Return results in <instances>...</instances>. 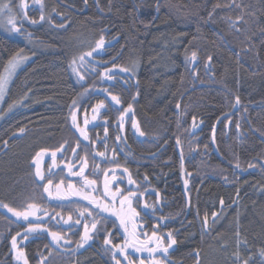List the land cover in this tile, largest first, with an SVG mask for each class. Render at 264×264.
<instances>
[{
  "label": "trees",
  "instance_id": "1",
  "mask_svg": "<svg viewBox=\"0 0 264 264\" xmlns=\"http://www.w3.org/2000/svg\"><path fill=\"white\" fill-rule=\"evenodd\" d=\"M41 3L43 12L26 1L20 39L0 33V74L14 54L33 55L1 107L0 205H36L28 221L42 226L26 234L29 222L0 206V264H15L14 253L24 264L121 260V223L110 211L80 247L100 209L83 196L51 197L75 172L82 179L73 183L91 186L102 204H110L112 182L125 201L121 217L130 213L143 231L177 236L165 264H236L237 251L239 264H264V0ZM37 153L45 155L36 168ZM85 207L92 216H81ZM49 232L62 237L59 247Z\"/></svg>",
  "mask_w": 264,
  "mask_h": 264
},
{
  "label": "snow or ice",
  "instance_id": "2",
  "mask_svg": "<svg viewBox=\"0 0 264 264\" xmlns=\"http://www.w3.org/2000/svg\"><path fill=\"white\" fill-rule=\"evenodd\" d=\"M87 2V0H85V3ZM11 3H12V0H8V2H5L3 4H0V15H6L7 16V21H6V25L3 23V22H0V27H5V30L6 31H11V32H19L20 29L16 26V15H13L12 12H13V9L11 7ZM35 3L36 4H41V12H43V5L41 3V0H35ZM19 8H26L27 5L23 2V0H21V3L20 5H18ZM26 15V14H25ZM44 19V16L43 14L41 15L40 17V20H43ZM32 23H37V21H32ZM8 25H10L11 27H7ZM104 46V39L103 37H101V39L99 41H97L96 43V48H101ZM95 51V49L92 50V52H88L86 53L85 55L87 56H91L92 53ZM197 58V54L195 52H193L191 54V59L193 61H195ZM25 59V57H22L19 53L17 54H14L13 57L9 60L8 62V65L5 67V72L4 74H0V100H3L5 98V94H6V89H7V82L9 80V78L11 77V75L14 73L15 69L19 66V64ZM82 61L84 59V56H81L80 58ZM187 59V58H186ZM211 59V57H209V60ZM75 71V69H74ZM122 72H128L129 69H121ZM112 75H115V73H112L109 75V78H111ZM81 79H83V77H81ZM111 100L115 103V104H119L120 103V100L118 99V97L116 96H112L111 97ZM237 103H239V99L237 98ZM75 104V102H74ZM112 105H109V107H111ZM10 107V110L11 108L13 107L12 105L9 106ZM105 105H104V102L101 101L100 104H98L96 106L97 109H101V108H104ZM131 109V105H129V108L128 109H125L123 113H121V119H123L124 117V113H127L129 110ZM117 111H119V109H116ZM76 124V118H75V114L73 115V125ZM122 127V125H121ZM133 127H136V123L135 121H133ZM77 130L81 133V135L85 136V139H87V135L86 133L84 132L83 129H80V128H77ZM23 131V129L21 130ZM137 131H139V129L137 128ZM141 135H143V133H141ZM61 147L63 148V145H61ZM76 150L73 149V152H75ZM37 155H40V153H37ZM102 155V153L100 154ZM53 156H55V152L53 153ZM249 167H252V165H249ZM83 171V170H81ZM37 177L40 179V180H43L44 177L41 175V173L39 171H37L36 173ZM49 184H51V180H49ZM106 187H107V184H106ZM45 191H48V188L47 186H45ZM119 191V190H118ZM87 199V197H85ZM127 199V198H125ZM91 203V201H90ZM125 203L124 200L121 201V204L123 205ZM221 203L223 204V201H221ZM4 208H7L8 209V212H11L13 216H15L17 218V220H20V219H23L24 221H28V218L29 216H32V215H35V209H36V205H33V204H29L28 205V209H30V211H17L15 210L14 208H10L7 204H3V205H0ZM95 207L96 208H99L100 211L99 212H96L95 213V216L98 217L99 219L98 220H94L92 223H91V228H89V225L87 223L84 224V231H83V234L81 235V241H80V244L79 246L80 247H83V245L85 243H87L90 239L93 238V236L90 234V233H93L95 234L96 232L99 231L98 227H97V224L102 221V220H106L107 218L105 216L102 215V213L104 212H108V211H112V214L113 215H116L118 219H120V223H121V226L125 228V232L127 233L128 232V229H127V226H126V223H125V219L122 218L118 213H116L114 210H113V207L114 206H111L108 205V204H99V203H96L95 204ZM145 207H147V205H145ZM84 212H88V215L89 216H92L93 213L91 211H89L86 207L81 211V216H83V213ZM133 215H136L135 211L133 210ZM216 214L213 213V216H215ZM39 219V218H38ZM52 219H55V217H52ZM72 217L69 216V220H71ZM29 222V227L27 228L26 230V234L27 233H31V232H35L37 230H40L41 229V225L40 224H33L31 221H28ZM65 223H68V221H64ZM215 221H213L214 223ZM75 223L77 224H80L81 223V220L80 219H77L75 221ZM204 227L207 228L208 227V221H207V218L205 217V220H204ZM45 231H47V229H43ZM19 235V233H17V236ZM49 235L52 237L53 241L54 242H57V247H59V243L58 241L62 239V237L56 233V232H49ZM153 237L156 236V233L153 232ZM168 239L170 241V243L168 244L167 247H164L162 245H158L157 248H137V251H141V250H146L150 253H155L157 251H162L164 252L165 254H167L168 252V248L171 247L172 244L175 243V240L172 239V236L171 234H169L168 236ZM111 243V241L108 239V237L106 236L104 238V245H109ZM129 246H134V243H128L126 242L125 243V247H129ZM12 247L15 248L16 247V236H13L12 237ZM115 247L119 248L120 246L119 245H116ZM121 251V255H124V251L123 249L120 250ZM262 255H264V250H262L261 252ZM234 256L236 257V264H239L240 262V256H239V252L237 251L236 253H234ZM113 259H115V254H113ZM125 259H128L127 256H125ZM116 264H120V261L117 260L116 261ZM141 264H143V261H141ZM153 264H160L159 261H153ZM244 264H247V261L244 262Z\"/></svg>",
  "mask_w": 264,
  "mask_h": 264
},
{
  "label": "flooded vegetation",
  "instance_id": "3",
  "mask_svg": "<svg viewBox=\"0 0 264 264\" xmlns=\"http://www.w3.org/2000/svg\"><path fill=\"white\" fill-rule=\"evenodd\" d=\"M80 174L78 172L72 173V174H67V179H68V183L65 187V189L63 187H61V191H62V195H55L54 197L51 195V197L55 198L56 201H58L59 199H69L72 197H77L80 195H77L74 191H72L71 189H69L67 186L70 185L72 187H76L78 185H76L75 183H73L74 181H77L80 178ZM88 185L86 183L81 182L79 185ZM180 189H181V193L183 195V199H184V205H185V215H184V220H186L187 215H188V208H189V204H188V199L187 196L185 194V191H182V184H183V174L181 173V179H180ZM109 188L107 187V190L105 191L106 193L111 192L110 195H108L109 200L112 197H115L117 201H114L115 205L117 202L122 201L124 199H118L117 198V192L116 191H112L113 189V185L112 182L109 183ZM60 187V186H59ZM183 188H184V184H183ZM109 189V190H108ZM131 195L135 196V193H130ZM129 198H132V196H130ZM143 200V199H142ZM144 201V200H143ZM94 204H96L97 202H94ZM157 206H159V203L157 201ZM111 213V211L109 212ZM125 219V223L126 226H131V230H129L128 228V232H125V228L120 226V229L123 233V237H124V245L122 247H120L119 249H123L124 251V255H121V263L123 264H135L134 262L129 263V259L136 257L137 262L136 264H141V261H143V264H151L152 260H156L159 261L160 264H165L166 263V259L168 256V253L171 252L174 248H175V243L171 245V247L168 248V252L167 254H165L162 251H157L155 253H150L146 250H141V251H137V248H157L158 245H162L164 247H167L168 244L170 243L168 236L169 234H171L172 239L177 238V236L171 232H169V230H157V228L155 229V231H143L141 228L140 224H135L134 222H132V217H130V213H127L126 215H124V217H122ZM139 229V230H138ZM153 232L156 233V236L153 237ZM134 243V246H129V247H125V243ZM125 256L128 257V259H125Z\"/></svg>",
  "mask_w": 264,
  "mask_h": 264
},
{
  "label": "rangeland",
  "instance_id": "4",
  "mask_svg": "<svg viewBox=\"0 0 264 264\" xmlns=\"http://www.w3.org/2000/svg\"><path fill=\"white\" fill-rule=\"evenodd\" d=\"M26 1L28 2L29 5H32V6H36L37 8L41 9V4H36L35 3V0H23V2L26 4ZM5 2H8V0H0V4H3ZM21 3V0H12V3H11V7L13 9V12L12 14L13 15H16V26L20 29L19 25L20 24H23V23H26V13H25V9L26 8H19L18 5H20ZM6 21H7V16L6 15H0V22H3L5 25H6ZM7 27H11L10 25H8ZM0 33H2L3 35L7 36V37H10V38H19L20 39V34L19 32H11V31H6L5 30V27H0ZM25 43L28 47V49L30 50H38V48H40V45H38L36 42H34L33 40L31 39H26L25 40ZM41 49V48H40ZM22 57H25V59L19 64V66L15 69L14 73L11 75V77L9 78L8 82H7V89H6V93H7V90L9 88V85L14 77V75L16 74V72L21 68L23 67V65L28 62L31 58H32V54L30 55H24V54H20ZM8 65V64H7ZM6 65V66H7ZM5 72V68L3 70V73L4 74ZM6 96V94H5ZM5 99V98H4ZM3 100H0V121L2 120V118L5 116L4 114L1 113V107H2V104H3ZM45 155V154H43ZM42 154L39 155V158L36 159L34 161V164H35V167L37 168V164L40 162V158L43 156ZM69 189H71L72 191H74L77 195H80V196H83V197H87L88 200H91V201H94L99 204H102L100 202L99 199H97L96 197L93 196V193H94V189L91 188V186H84L83 184L82 185H78L76 187H72L70 185L67 186ZM50 194L54 197L55 195H62V191H61V187H56V188H53V190H51ZM63 196V195H62ZM86 199V200H87ZM114 201H117L115 197H112L110 199V207L111 206H114L113 207V210L118 213L120 216H121V212H119L120 210V204L118 205V202L114 203ZM118 206V207H117ZM121 211V210H120ZM110 215L114 216L117 218L116 215H113L112 214V211L111 213H109ZM118 219V218H117ZM118 221H120V219H118ZM13 251H14V248H13ZM216 260H218V254L215 252L213 253L210 261L211 262H215ZM14 261H15V264H24L23 260H21L20 257H17L15 256V253H14ZM153 261L151 262V264H153ZM156 261V260H155ZM214 264V263H213ZM218 264V263H217Z\"/></svg>",
  "mask_w": 264,
  "mask_h": 264
},
{
  "label": "water",
  "instance_id": "5",
  "mask_svg": "<svg viewBox=\"0 0 264 264\" xmlns=\"http://www.w3.org/2000/svg\"><path fill=\"white\" fill-rule=\"evenodd\" d=\"M245 172H243V174H244ZM184 190V188H183V184H182V191Z\"/></svg>",
  "mask_w": 264,
  "mask_h": 264
},
{
  "label": "bare ground",
  "instance_id": "6",
  "mask_svg": "<svg viewBox=\"0 0 264 264\" xmlns=\"http://www.w3.org/2000/svg\"><path fill=\"white\" fill-rule=\"evenodd\" d=\"M228 175V174H227Z\"/></svg>",
  "mask_w": 264,
  "mask_h": 264
}]
</instances>
